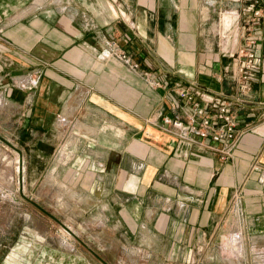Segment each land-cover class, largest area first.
Wrapping results in <instances>:
<instances>
[{
    "label": "crops",
    "instance_id": "0c3cea01",
    "mask_svg": "<svg viewBox=\"0 0 264 264\" xmlns=\"http://www.w3.org/2000/svg\"><path fill=\"white\" fill-rule=\"evenodd\" d=\"M73 2L0 0V110L15 107L42 141L78 129L88 149L116 151L135 199L160 194L166 212L155 221L174 223L170 236L211 243L239 228L242 244L230 250L239 256L217 264H264V7L258 17L247 7L238 24L225 14L218 41L210 0H120L127 19L109 20ZM246 51L259 65L242 88ZM181 86L228 105L230 156L213 151L211 137L188 145L165 121L198 126V108L215 112L199 95L180 98ZM223 124L213 120L210 131ZM184 250L218 254L209 244Z\"/></svg>",
    "mask_w": 264,
    "mask_h": 264
},
{
    "label": "rangeland",
    "instance_id": "374dc122",
    "mask_svg": "<svg viewBox=\"0 0 264 264\" xmlns=\"http://www.w3.org/2000/svg\"><path fill=\"white\" fill-rule=\"evenodd\" d=\"M74 1L77 10L104 12L106 20L113 13L127 19L120 0ZM210 1L218 41L225 14L238 24L247 7H264V0ZM35 84L30 81L28 89ZM19 112L0 110V264H217V257L239 256L230 252L242 244L239 228L211 243L170 236L174 223L155 221L166 212L160 194L135 199L129 176L116 172V151L88 149L78 129L65 136L60 127L50 142L42 141L41 128L20 126ZM208 244L218 254L183 251Z\"/></svg>",
    "mask_w": 264,
    "mask_h": 264
},
{
    "label": "built area",
    "instance_id": "2783aa9c",
    "mask_svg": "<svg viewBox=\"0 0 264 264\" xmlns=\"http://www.w3.org/2000/svg\"><path fill=\"white\" fill-rule=\"evenodd\" d=\"M252 14L254 17L260 16V8H252ZM244 56L246 57V60L241 67L243 73L241 83L242 88L246 87L250 72L253 71V69L258 68L259 65V57L253 51H246ZM122 57H124V55H122ZM134 66L136 65L134 64L133 67ZM193 94L199 95L204 103L215 109V112L213 114H206L204 113L203 108H198L197 113L202 116L198 126L194 124L184 125L178 117H175L174 119L166 118L165 121L171 123L172 127L177 129L176 134L180 140L188 145H203L204 139L211 137L214 142L221 145H216L215 147L211 146V149L220 152L222 154V159L230 156L235 134L234 124L230 116L228 105L220 97H213L201 91H194L192 93L185 86H181L178 91L180 98H185L190 101L192 100ZM213 120H221L224 123L223 128L217 131H210ZM191 134L194 135L192 136Z\"/></svg>",
    "mask_w": 264,
    "mask_h": 264
},
{
    "label": "bare ground",
    "instance_id": "6f19581e",
    "mask_svg": "<svg viewBox=\"0 0 264 264\" xmlns=\"http://www.w3.org/2000/svg\"><path fill=\"white\" fill-rule=\"evenodd\" d=\"M233 241V240H232ZM236 241V240H235Z\"/></svg>",
    "mask_w": 264,
    "mask_h": 264
}]
</instances>
